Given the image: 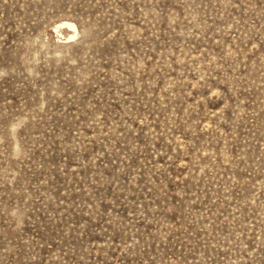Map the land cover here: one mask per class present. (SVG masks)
Segmentation results:
<instances>
[{
  "label": "rangeland",
  "instance_id": "rangeland-1",
  "mask_svg": "<svg viewBox=\"0 0 264 264\" xmlns=\"http://www.w3.org/2000/svg\"><path fill=\"white\" fill-rule=\"evenodd\" d=\"M0 264H264V0H0Z\"/></svg>",
  "mask_w": 264,
  "mask_h": 264
},
{
  "label": "bare ground",
  "instance_id": "bare-ground-1",
  "mask_svg": "<svg viewBox=\"0 0 264 264\" xmlns=\"http://www.w3.org/2000/svg\"><path fill=\"white\" fill-rule=\"evenodd\" d=\"M63 24L66 25V26H68L69 29L77 30L76 25L73 22H71V21H64ZM72 36H73V34H71V37Z\"/></svg>",
  "mask_w": 264,
  "mask_h": 264
}]
</instances>
